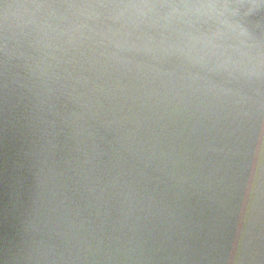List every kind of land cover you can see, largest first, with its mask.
<instances>
[{
    "label": "water",
    "instance_id": "95a60500",
    "mask_svg": "<svg viewBox=\"0 0 264 264\" xmlns=\"http://www.w3.org/2000/svg\"><path fill=\"white\" fill-rule=\"evenodd\" d=\"M0 264H264V0H0Z\"/></svg>",
    "mask_w": 264,
    "mask_h": 264
}]
</instances>
